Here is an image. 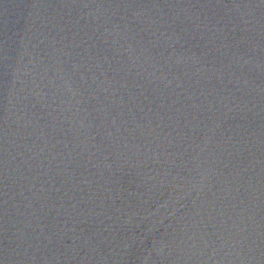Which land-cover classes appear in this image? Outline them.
Instances as JSON below:
<instances>
[{"label":"water","instance_id":"obj_1","mask_svg":"<svg viewBox=\"0 0 264 264\" xmlns=\"http://www.w3.org/2000/svg\"><path fill=\"white\" fill-rule=\"evenodd\" d=\"M0 264H264V0H0Z\"/></svg>","mask_w":264,"mask_h":264}]
</instances>
